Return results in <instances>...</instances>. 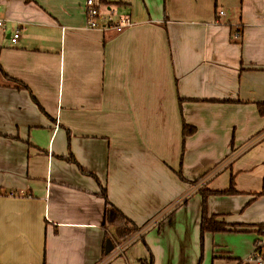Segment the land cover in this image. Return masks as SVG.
Instances as JSON below:
<instances>
[{
	"label": "crops",
	"instance_id": "obj_1",
	"mask_svg": "<svg viewBox=\"0 0 264 264\" xmlns=\"http://www.w3.org/2000/svg\"><path fill=\"white\" fill-rule=\"evenodd\" d=\"M83 2L0 0V264H255L264 219L210 196L234 227L200 245L199 191L264 186V0H105L121 33ZM102 188L140 227L123 242Z\"/></svg>",
	"mask_w": 264,
	"mask_h": 264
},
{
	"label": "trees",
	"instance_id": "obj_2",
	"mask_svg": "<svg viewBox=\"0 0 264 264\" xmlns=\"http://www.w3.org/2000/svg\"><path fill=\"white\" fill-rule=\"evenodd\" d=\"M258 114L261 116H264V103H258L256 104ZM195 129L192 126H187L186 124H183L182 127V140L183 142L187 137L194 134ZM69 162H74L73 158L71 157ZM80 171L88 176L94 177L92 174H89L83 170L80 169ZM178 177L182 181H186L181 174H178ZM188 184L193 185L194 182H187ZM236 194V191L234 190V181L233 177L230 180V185L227 190L224 191H209V190H200L199 195L201 197V203H200V223H199V233H200V245L203 242V237L206 233L210 234H216V233H223L230 230V228L234 226H230L225 224L224 222L218 221L217 217L214 215H209L207 212V198L209 196L219 195V196H230ZM101 196L105 200V211H104V226L110 227L113 229V240L120 243L134 234L138 233L140 230V227L133 224L130 220H128L122 212H120L118 209H116L113 205H111L106 200V193L105 189H101ZM183 204H186L184 202ZM229 229V230H228ZM140 264H153V258L151 254L149 255L148 260H142L140 261Z\"/></svg>",
	"mask_w": 264,
	"mask_h": 264
},
{
	"label": "built area",
	"instance_id": "obj_3",
	"mask_svg": "<svg viewBox=\"0 0 264 264\" xmlns=\"http://www.w3.org/2000/svg\"><path fill=\"white\" fill-rule=\"evenodd\" d=\"M83 11L85 17V26L90 30H114L121 33L134 26V22L129 16H115L114 11L107 8L105 0H84ZM219 16L223 12L218 13ZM2 22L0 21V26ZM19 33L15 32L10 39L12 44H16ZM257 239L251 255L246 260L248 263L263 264L264 263V225L258 228ZM122 249L120 250V252Z\"/></svg>",
	"mask_w": 264,
	"mask_h": 264
},
{
	"label": "rangeland",
	"instance_id": "obj_4",
	"mask_svg": "<svg viewBox=\"0 0 264 264\" xmlns=\"http://www.w3.org/2000/svg\"><path fill=\"white\" fill-rule=\"evenodd\" d=\"M261 153L264 155V149ZM260 168H264V163H262ZM257 173H258V170L254 169V174H257ZM249 185H250L249 187L245 186L242 189L250 190V191H252L251 193H257V194H251L250 195V194H248L247 191H242V192H244L243 194L233 195V197H235V199H238L243 204L237 212L230 213V216L233 218L240 216L241 219H244V221H246V222L252 221V220L254 222L261 221L264 219V200H261V198L264 196V186L263 187H260V186L256 187V186L251 185V184H249ZM262 192H263V195L260 196V194H262ZM208 198H207V203H206L207 210H208V205H209L208 204ZM253 198H255V199L251 200ZM247 203H249V204H247ZM211 205L216 206L217 203H215L214 205L211 203Z\"/></svg>",
	"mask_w": 264,
	"mask_h": 264
},
{
	"label": "water",
	"instance_id": "obj_5",
	"mask_svg": "<svg viewBox=\"0 0 264 264\" xmlns=\"http://www.w3.org/2000/svg\"><path fill=\"white\" fill-rule=\"evenodd\" d=\"M113 243L111 240H106L104 253L109 254L113 250Z\"/></svg>",
	"mask_w": 264,
	"mask_h": 264
}]
</instances>
